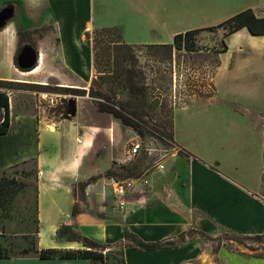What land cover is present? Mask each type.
I'll return each mask as SVG.
<instances>
[{
	"label": "crops",
	"instance_id": "obj_1",
	"mask_svg": "<svg viewBox=\"0 0 264 264\" xmlns=\"http://www.w3.org/2000/svg\"><path fill=\"white\" fill-rule=\"evenodd\" d=\"M261 2L264 0H0V7L8 3L13 10L0 28V79L18 81L14 64L17 32L34 29L27 17L31 8L51 10L62 63L87 81L92 75V53L83 39L90 28L118 27L128 44L170 43L176 33L206 25L202 19L207 11L222 13V20ZM9 118L10 131L0 134V169L32 159L40 171L35 179L38 249L83 248L79 241L57 238V229L66 224L80 237L108 245L123 243L124 264H198L206 260L207 251L196 238H183L190 228L205 235H216L220 229L264 234V200L257 193L260 152L253 127L246 126L245 139L238 144L234 145V139H222L224 160L212 150L218 141L216 133L209 141L191 134V142L178 134L175 122L174 142L183 152L170 153L161 161L163 168L154 164L130 177L133 190L119 209L115 199L118 180L104 173L114 163L128 162L127 142L134 134L131 127L108 113L100 115L98 123L65 118L48 121L32 105L25 106L12 95ZM121 131L126 132L124 137ZM207 146L212 149L208 151ZM126 232L145 242L172 244L153 248L126 244ZM215 260L264 264V256L241 257L221 250ZM0 264H89V260L29 254L0 257Z\"/></svg>",
	"mask_w": 264,
	"mask_h": 264
},
{
	"label": "rangeland",
	"instance_id": "obj_2",
	"mask_svg": "<svg viewBox=\"0 0 264 264\" xmlns=\"http://www.w3.org/2000/svg\"><path fill=\"white\" fill-rule=\"evenodd\" d=\"M251 9L264 16V2ZM27 17L34 29L20 36L21 43L31 44L40 53V68L23 73L30 70L22 71L14 64L19 82L40 85L12 90V98L19 97L25 106L32 105L37 115L48 121L65 118L98 123L100 115L108 113L98 110V100H107L120 108L140 130V133L134 130L127 143L137 138L141 147L128 160L127 168L119 170L117 180L135 177L179 151L173 137L175 122L179 125L178 134L191 142H194L191 134L209 141L216 133L215 149L211 146L205 149L215 150L224 160L227 156L223 140L234 139V145L238 144L245 139L248 126L256 130L260 152L256 164L261 179L257 193L264 200V36L249 34L247 29L239 34L240 29L227 34V28L222 26L208 29L228 18L220 20L222 13L209 11L202 19L206 25L195 34L197 49L191 51L175 47L170 50L162 45L165 43L128 44L122 40L118 27H93L83 39L84 47L92 53V75L85 81L61 61L51 10L31 8ZM101 28L110 31L94 33ZM99 36L104 41L95 42ZM110 39L118 41V49L111 47ZM116 74H120L121 84L115 81ZM69 99H76L77 112L66 118ZM120 134L124 137L126 132ZM5 169L10 170V166ZM14 169L18 172L23 169L27 174H16L9 202L0 210V245L7 255L30 254L36 242L37 171L32 161L20 163ZM186 237L196 238L207 251L206 260L198 264H221L215 260L218 250L241 257L264 256V234L244 235L220 229L216 235H205L190 228L183 235ZM127 243L136 244L137 238L129 235ZM123 245L103 244L104 263L123 264Z\"/></svg>",
	"mask_w": 264,
	"mask_h": 264
},
{
	"label": "trees",
	"instance_id": "obj_3",
	"mask_svg": "<svg viewBox=\"0 0 264 264\" xmlns=\"http://www.w3.org/2000/svg\"><path fill=\"white\" fill-rule=\"evenodd\" d=\"M215 26H222L224 28H227V34H230L238 29H241L245 27L248 32L252 35H264V16H258L254 13V11L251 8H245L237 13L229 16L225 20L221 21L218 25H212L209 26L208 29H213ZM2 26H0L1 28ZM201 28H195V29H189L183 32L176 33L173 36V40L171 43H165L162 44L164 46L169 47L170 50L175 47L176 49H185L188 51L196 50L195 45V34L200 30ZM110 31L109 28H101L98 30H95L94 33L101 34L102 32ZM29 30L26 29H19L18 30V46L16 53L14 55V63H16V55L18 51L20 50L22 43H21V35H24V33H28ZM89 32H86V35L88 36ZM109 37V36H108ZM103 38L99 36L95 40V42L104 41ZM111 43H113L111 46L113 49H118V45L115 40H111ZM128 45V44H124ZM148 45H159V44H148ZM110 46V45H109ZM107 46V47H109ZM226 49V46L223 48ZM108 53V49H107ZM97 54L94 53V62L96 61ZM24 71V70H22ZM115 81H118V84H121L120 74H116ZM129 84L131 78H128ZM40 84H31L26 82H19V81H11V80H1L0 79V88L4 90H0V134L8 133L10 131V118H9V106H8V96L6 90H15V89H31L34 87H39ZM71 91L79 92L78 88H69ZM97 108L99 111L108 112L112 114L114 117H116L122 124L127 125L131 127L136 132L140 133V130L138 128V125L136 122L128 117L120 108L114 106L112 103L107 102V100H98L96 102ZM178 152H183L179 150ZM28 161L35 162L34 160H25L22 162L26 163ZM20 164V163H19ZM18 164H14L10 166V170L1 168L0 169V210L4 208V206L9 202V199L11 197V194L13 192L14 183H15V177L16 174L19 175H26L27 172L25 170H21V172H18L14 168ZM35 167V163H34ZM127 164H119L118 166L111 167L105 171V175L109 177H113L116 179V175L118 174L120 169H126ZM36 170V167H35ZM75 212V206L72 209V213ZM37 221V220H36ZM37 225V222H36ZM36 232V230H35ZM57 238H64L66 240H72V241H79L83 248H77V249H58V248H46V249H38L35 245L33 246V253L34 255H38L41 258H49V257H62V258H73V257H83L87 258L89 260V264H105V252H103V249L101 246L102 243L91 239L86 236H79L69 225L62 224L56 231ZM133 235L131 233L126 232L125 236ZM170 245L172 244V241H164L162 243L160 242H145L141 239L137 238L136 245L143 247V248H153L160 245ZM123 247L121 248V255H122V263L124 264V257H123ZM22 255H29V254H22ZM15 255H7L4 253V248L0 245V257H10Z\"/></svg>",
	"mask_w": 264,
	"mask_h": 264
},
{
	"label": "water",
	"instance_id": "obj_4",
	"mask_svg": "<svg viewBox=\"0 0 264 264\" xmlns=\"http://www.w3.org/2000/svg\"><path fill=\"white\" fill-rule=\"evenodd\" d=\"M11 9L5 7L0 10V26H4L11 16ZM40 60V53L29 43H25L21 46L16 55V63L21 70L28 71L38 65ZM68 109L66 118H70L76 115L77 104L76 99L68 100Z\"/></svg>",
	"mask_w": 264,
	"mask_h": 264
},
{
	"label": "built area",
	"instance_id": "obj_5",
	"mask_svg": "<svg viewBox=\"0 0 264 264\" xmlns=\"http://www.w3.org/2000/svg\"><path fill=\"white\" fill-rule=\"evenodd\" d=\"M8 96V106L9 109L11 108V91H6ZM141 147V143L137 138H134L129 141L127 148H126V156L127 159H132L136 156V154L139 152ZM159 168H163L164 165L160 163ZM40 171L37 172L39 174ZM134 187V181L132 178H126L124 180H118L115 184V199H116V205L119 209L124 208L125 206V198L126 196L133 190ZM104 252V250H103Z\"/></svg>",
	"mask_w": 264,
	"mask_h": 264
},
{
	"label": "bare ground",
	"instance_id": "obj_6",
	"mask_svg": "<svg viewBox=\"0 0 264 264\" xmlns=\"http://www.w3.org/2000/svg\"><path fill=\"white\" fill-rule=\"evenodd\" d=\"M261 36H264V35H261ZM40 58H41V57H40ZM39 62H41V61H39ZM39 68H40V65H37L36 67H34L33 69H31L30 71H28V72H23V73H33V72L37 71Z\"/></svg>",
	"mask_w": 264,
	"mask_h": 264
},
{
	"label": "flooded vegetation",
	"instance_id": "obj_7",
	"mask_svg": "<svg viewBox=\"0 0 264 264\" xmlns=\"http://www.w3.org/2000/svg\"><path fill=\"white\" fill-rule=\"evenodd\" d=\"M5 7H8V8L11 9V11H13V10H12V7H11L10 4H8V3L2 5V6L0 7V10L3 9V8H5ZM11 13H12V12H11Z\"/></svg>",
	"mask_w": 264,
	"mask_h": 264
}]
</instances>
